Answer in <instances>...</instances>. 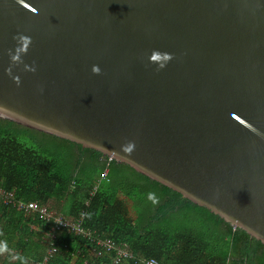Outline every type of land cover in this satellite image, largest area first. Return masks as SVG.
Masks as SVG:
<instances>
[{
    "label": "water",
    "instance_id": "water-1",
    "mask_svg": "<svg viewBox=\"0 0 264 264\" xmlns=\"http://www.w3.org/2000/svg\"><path fill=\"white\" fill-rule=\"evenodd\" d=\"M0 118L264 245V0H0Z\"/></svg>",
    "mask_w": 264,
    "mask_h": 264
},
{
    "label": "trees",
    "instance_id": "trees-1",
    "mask_svg": "<svg viewBox=\"0 0 264 264\" xmlns=\"http://www.w3.org/2000/svg\"><path fill=\"white\" fill-rule=\"evenodd\" d=\"M15 133L37 140L40 135L50 143L39 149L24 146ZM0 189L12 190L24 201H53L58 209L53 208L67 216L83 213L85 227L126 244L134 254L119 264H142L141 257H154L159 264H264V245L208 208L97 150L3 118ZM30 223L43 229L39 218L29 219L0 200V244L11 229L15 233V258H0V264L40 259L42 245L33 239ZM84 241L62 234L60 252L47 264H110L105 252L90 256L91 247Z\"/></svg>",
    "mask_w": 264,
    "mask_h": 264
},
{
    "label": "built area",
    "instance_id": "built-area-1",
    "mask_svg": "<svg viewBox=\"0 0 264 264\" xmlns=\"http://www.w3.org/2000/svg\"><path fill=\"white\" fill-rule=\"evenodd\" d=\"M107 169L100 173V177L106 175ZM0 200L7 205H11L20 210L29 219L39 218L43 222V229L37 227L42 232L43 244L42 254L39 260L32 261L31 264H47L54 256L60 252L57 242L61 240L62 234H70L80 237L89 243L90 256H100L102 253L109 254L110 264L127 263L134 254L128 249L126 244H120L110 237L91 230L83 225V213L77 217L67 216L59 210L53 208L48 203H40L35 200L24 201L14 196L12 190L0 189ZM63 248H68L66 241L62 242ZM78 252V250H77ZM74 256V254H73ZM142 264H159L154 257L139 258Z\"/></svg>",
    "mask_w": 264,
    "mask_h": 264
},
{
    "label": "rangeland",
    "instance_id": "rangeland-1",
    "mask_svg": "<svg viewBox=\"0 0 264 264\" xmlns=\"http://www.w3.org/2000/svg\"><path fill=\"white\" fill-rule=\"evenodd\" d=\"M14 137L17 138V140L24 146H31V147H34L35 149H39V147L41 145H46L48 143H50V140L47 138V137H41L40 135H37V139H35L34 137H31V135L29 134H25V133H15ZM53 201H49L48 204H50L52 207H55L58 209L57 206H55L54 204H52ZM60 210V209H59ZM31 225V223L29 224V226ZM31 227V226H30ZM34 229V227L32 228ZM13 230V229H12ZM34 237L36 239H42V232L39 231L38 229H34ZM35 238H33L34 240H36ZM15 238H13V235H11L10 237H7L4 241V245L2 247H0V257L3 256V252H4V249L6 247V245L8 244L7 242L10 241V242H14ZM41 242V241H39ZM42 244V243H41ZM34 247V246H32Z\"/></svg>",
    "mask_w": 264,
    "mask_h": 264
},
{
    "label": "crops",
    "instance_id": "crops-1",
    "mask_svg": "<svg viewBox=\"0 0 264 264\" xmlns=\"http://www.w3.org/2000/svg\"><path fill=\"white\" fill-rule=\"evenodd\" d=\"M30 226H31V228L34 227V229H37V227L34 226V225H32V224ZM11 235H13V238H15V233H14V230H12V229L10 230V233H8L7 237H10ZM6 238H4V240L0 244V247H2L4 245V241H5ZM7 243L8 244L6 245V247L4 249L3 256L0 257V258H5V257H7V258L10 257V259L15 258V250L13 248H11V245H13L12 242L8 241ZM41 245H42V248L41 249L43 250V244H41ZM30 263H31V261H30Z\"/></svg>",
    "mask_w": 264,
    "mask_h": 264
},
{
    "label": "clouds",
    "instance_id": "clouds-1",
    "mask_svg": "<svg viewBox=\"0 0 264 264\" xmlns=\"http://www.w3.org/2000/svg\"><path fill=\"white\" fill-rule=\"evenodd\" d=\"M93 71H98V69L94 67V68H93Z\"/></svg>",
    "mask_w": 264,
    "mask_h": 264
},
{
    "label": "bare ground",
    "instance_id": "bare-ground-1",
    "mask_svg": "<svg viewBox=\"0 0 264 264\" xmlns=\"http://www.w3.org/2000/svg\"><path fill=\"white\" fill-rule=\"evenodd\" d=\"M110 159V158H109Z\"/></svg>",
    "mask_w": 264,
    "mask_h": 264
}]
</instances>
